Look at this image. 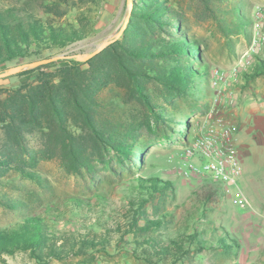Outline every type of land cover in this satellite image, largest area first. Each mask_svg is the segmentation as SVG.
Segmentation results:
<instances>
[{
    "label": "rangeland",
    "instance_id": "1",
    "mask_svg": "<svg viewBox=\"0 0 264 264\" xmlns=\"http://www.w3.org/2000/svg\"><path fill=\"white\" fill-rule=\"evenodd\" d=\"M167 4L182 18L187 34L200 44L208 67L206 79L197 84L200 92L194 97L176 99L175 107H171L160 99L158 84L148 83V93L164 115L159 124L150 120L149 129L143 125L147 111L136 98L127 95L125 88L111 84L100 93L104 105L99 119H112L119 136L130 127L138 129L134 144L138 156L129 169L111 151L102 157H88V165L77 172L66 171L58 158L40 160L34 167L28 165V171L36 173L39 182L14 169L0 173V230L28 216L43 217L55 235V240L48 243L49 248L60 252L58 257H49V250H43L38 260L28 250H19L11 255L1 254L0 264H149L139 257L143 248L134 245L136 241L154 238L155 246H161L170 238L178 240L179 236L194 231L207 239L222 229L235 240L238 249L229 253L205 249L192 252L181 262H172L171 255L163 258L154 255L152 261L155 264H264V75L244 79L254 72L259 60L264 62V0H167ZM234 6L250 21L246 35L233 29ZM10 9L16 17L31 14L64 26H77L76 17L82 15L84 21H90L92 29L83 40L62 49L43 51L38 59L7 62L0 66V73L57 55L88 54L104 41L112 42L120 36L117 34L127 16L128 2L0 0V12ZM255 22L259 27H254ZM245 53L250 63L238 66ZM34 76L31 73L0 78V89H13ZM221 130L231 131L233 150L243 170L244 181L238 180L234 190L239 185L252 200L253 208L241 207L238 195L224 197L211 184L201 186L193 179L184 180L170 173L193 139ZM27 146L38 151L37 133L27 137ZM1 148L0 129V151ZM148 177L171 181L173 187L163 198L158 196L145 204L137 227L143 225L144 219L169 213L167 222L147 232L136 230L122 235L131 218L128 200L131 186L138 178ZM208 194L211 196L207 197ZM73 198L84 201V206L74 209ZM204 199L208 203H203ZM48 206L57 217L55 223L44 215ZM84 237L101 241L103 249L96 251L88 247L82 253H75L72 248L78 247ZM132 249H137V253L133 254Z\"/></svg>",
    "mask_w": 264,
    "mask_h": 264
},
{
    "label": "trees",
    "instance_id": "2",
    "mask_svg": "<svg viewBox=\"0 0 264 264\" xmlns=\"http://www.w3.org/2000/svg\"><path fill=\"white\" fill-rule=\"evenodd\" d=\"M11 12V9L0 12V66L18 59H38L43 51L62 49L83 40L92 29L90 21H84L82 15L76 17L77 26H64L31 14L16 17ZM231 13L235 18L233 29L246 35L250 21L237 6L232 7ZM31 73H35L32 80L13 89H0V173L14 169L39 182V176L28 171V165L34 167L40 160L58 158L66 171L77 172L88 165V157H102L105 152L112 151L125 169L135 164L138 129L130 127L119 136L112 119H99L104 105L99 96L109 85L125 88L129 97L141 103L148 113L143 125L149 129L150 120L159 124L164 115L148 93L147 84L156 82L160 87V99L175 107L176 99L194 97L200 92L197 84L206 79L208 67L199 42L187 34L182 18L167 0H131L130 15L122 33L99 53L85 62L61 59L12 76ZM260 75H264V62L259 60L254 72L244 79ZM183 126L186 127V122ZM34 133L40 139L38 151L27 146V137ZM139 159L141 161V157ZM172 184L158 177L138 178L132 184L128 195L131 218L122 235L136 230L147 232L167 222L169 213L144 219L143 225L137 227L145 204L158 196L163 198ZM210 184L222 193L216 183L206 182L201 186ZM71 202L74 209L84 206V201L77 198ZM206 202L208 200L204 199L203 203ZM45 210L49 222L55 223L54 211L49 206ZM203 236L194 231L179 236L178 240L170 238L161 246H155L157 240L154 238L136 241L134 245L143 248L139 257L149 264H155L154 255L160 258L171 255L172 262H181L192 252L206 249L229 253L239 248L224 229L207 239ZM54 240L55 235L45 218L28 216L0 230V255L28 250L39 260L40 252L48 249L49 257H58L60 252L49 248L48 244ZM88 247L97 251L103 249V244L84 237L80 245L72 249L82 253ZM132 253L136 254L137 249H132Z\"/></svg>",
    "mask_w": 264,
    "mask_h": 264
},
{
    "label": "built area",
    "instance_id": "3",
    "mask_svg": "<svg viewBox=\"0 0 264 264\" xmlns=\"http://www.w3.org/2000/svg\"><path fill=\"white\" fill-rule=\"evenodd\" d=\"M255 22L254 27H259ZM245 53L240 65L250 63ZM170 173L181 179H193L198 184L206 182L220 185L224 197L230 196L237 187L241 175L240 161L233 150L231 131L221 130L193 139L183 150ZM241 207H248L247 201L238 194Z\"/></svg>",
    "mask_w": 264,
    "mask_h": 264
},
{
    "label": "water",
    "instance_id": "4",
    "mask_svg": "<svg viewBox=\"0 0 264 264\" xmlns=\"http://www.w3.org/2000/svg\"><path fill=\"white\" fill-rule=\"evenodd\" d=\"M127 2H128V13H127V16L125 17L123 25H122L120 31L118 32L117 36L122 33L123 29L125 28V26L128 22V18H129L130 11H131V0H127ZM110 42H111V40L104 41L95 50H93L91 53H88V54H74L71 56L57 55V56L50 57L47 59L34 61L30 64L10 67V68L4 70L2 73H0V78L9 77V76L15 75V74H17L23 70L35 68V67L45 65V64H48V63H51V62H54L57 60H61V59H75V60L80 61V62H85L88 59H90L92 56H94L95 54L99 53Z\"/></svg>",
    "mask_w": 264,
    "mask_h": 264
},
{
    "label": "crops",
    "instance_id": "5",
    "mask_svg": "<svg viewBox=\"0 0 264 264\" xmlns=\"http://www.w3.org/2000/svg\"><path fill=\"white\" fill-rule=\"evenodd\" d=\"M241 164V163H240ZM241 166V165H240ZM241 182L244 181V178H243V170L241 168V175L239 177V179ZM233 194H235L236 196L238 194H242V196L245 198V200L247 201V204H248V207H251L253 208V204H252V200L246 195V193L240 189L239 185H238V188H237V191H234Z\"/></svg>",
    "mask_w": 264,
    "mask_h": 264
}]
</instances>
